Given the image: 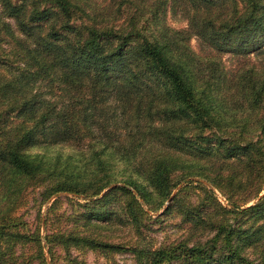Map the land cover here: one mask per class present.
I'll return each mask as SVG.
<instances>
[{
  "label": "trees",
  "instance_id": "16d2710c",
  "mask_svg": "<svg viewBox=\"0 0 264 264\" xmlns=\"http://www.w3.org/2000/svg\"><path fill=\"white\" fill-rule=\"evenodd\" d=\"M50 144L70 150L31 152ZM112 183L94 200L121 224L139 235L168 198L182 233L113 242L82 212V229L40 234L16 214L28 189L90 202ZM24 243L39 264L56 245L105 264H264V0H0V264Z\"/></svg>",
  "mask_w": 264,
  "mask_h": 264
},
{
  "label": "rangeland",
  "instance_id": "374dc122",
  "mask_svg": "<svg viewBox=\"0 0 264 264\" xmlns=\"http://www.w3.org/2000/svg\"><path fill=\"white\" fill-rule=\"evenodd\" d=\"M95 3H108L109 0H92ZM110 4V3H109ZM113 8L114 6L111 5ZM110 6V7H111ZM111 7V9H112ZM124 13L121 10L116 16ZM165 20L171 26L181 27L184 26V21L179 19L176 13H170L168 10L164 15ZM190 44L193 48H197L194 38L190 39ZM227 55L223 56L224 58ZM70 147L63 144H50L45 146H34L31 148V152L42 153L45 156H52L57 152H61L62 155L69 152ZM110 184L103 188V190L96 196H94L90 202L87 199L77 198L71 193L58 192L51 196L48 200L44 201L41 205L40 197L37 194V189H28L26 193V200L16 210V214L21 216L22 220L26 222V228L31 231H38L40 234L49 232L50 226H58L64 228L68 226L69 229H82L81 228V214H102L100 217L93 216L100 224L105 225L100 228L101 237L113 242L134 243L139 239V242H148L158 244L161 241L172 239L182 233V223H179L178 216L174 213H160L165 207L168 198L164 203L154 211L148 210L143 204V208L147 209L150 217L145 218L144 225L139 227L140 234L129 226V224H121L118 217H122V212L118 208L114 199L107 198L105 200H94V198L100 197L105 192ZM175 190V189H174ZM173 190V191H174ZM57 197V201L51 208L48 221L44 225L43 217L46 206L48 203ZM86 204V206L84 205ZM105 222V223H103ZM45 256L48 264H105L106 257L99 251H93L91 249H79L71 247L67 252L61 246H53L49 260L46 246H44ZM36 246L33 243L17 244L14 248L13 257L14 264H39L36 257ZM112 259L118 264H132V256L128 252L115 253Z\"/></svg>",
  "mask_w": 264,
  "mask_h": 264
}]
</instances>
